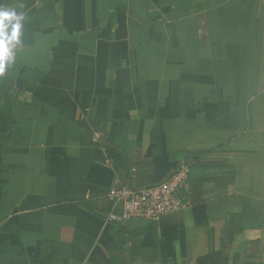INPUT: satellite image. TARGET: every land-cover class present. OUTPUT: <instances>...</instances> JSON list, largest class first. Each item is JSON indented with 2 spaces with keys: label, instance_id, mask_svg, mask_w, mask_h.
Instances as JSON below:
<instances>
[{
  "label": "crops",
  "instance_id": "1",
  "mask_svg": "<svg viewBox=\"0 0 264 264\" xmlns=\"http://www.w3.org/2000/svg\"><path fill=\"white\" fill-rule=\"evenodd\" d=\"M0 5V264H264V0ZM188 161L185 206L120 218Z\"/></svg>",
  "mask_w": 264,
  "mask_h": 264
},
{
  "label": "built area",
  "instance_id": "2",
  "mask_svg": "<svg viewBox=\"0 0 264 264\" xmlns=\"http://www.w3.org/2000/svg\"><path fill=\"white\" fill-rule=\"evenodd\" d=\"M187 174L188 165L182 163L170 177L156 185L115 187L107 197L121 203V219L146 218L158 222L164 215L186 205L182 189L186 186ZM109 217L117 218L112 214Z\"/></svg>",
  "mask_w": 264,
  "mask_h": 264
},
{
  "label": "clouds",
  "instance_id": "3",
  "mask_svg": "<svg viewBox=\"0 0 264 264\" xmlns=\"http://www.w3.org/2000/svg\"><path fill=\"white\" fill-rule=\"evenodd\" d=\"M24 14L17 13L15 8L0 5V77L8 71L15 60L13 49L22 43ZM11 25L10 34L8 32Z\"/></svg>",
  "mask_w": 264,
  "mask_h": 264
},
{
  "label": "trees",
  "instance_id": "4",
  "mask_svg": "<svg viewBox=\"0 0 264 264\" xmlns=\"http://www.w3.org/2000/svg\"><path fill=\"white\" fill-rule=\"evenodd\" d=\"M193 160H195V159H193ZM195 161H196V160H195ZM186 164L188 165V174H187V182H188V181H190V170H191L192 168H194L195 165H192V162H191V161L186 162ZM195 164H196V163H195ZM200 164H201V163H199V165H200ZM187 182H186V184H187ZM187 192H188V189H187V188H183V189H182V194H183V196H185V200H188V198H187V196H186Z\"/></svg>",
  "mask_w": 264,
  "mask_h": 264
}]
</instances>
